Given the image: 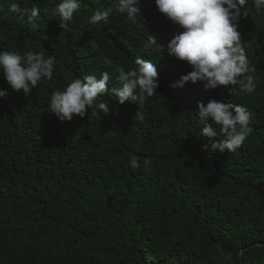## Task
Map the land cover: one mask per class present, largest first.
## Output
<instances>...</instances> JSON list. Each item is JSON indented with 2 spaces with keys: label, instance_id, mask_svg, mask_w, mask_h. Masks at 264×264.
Returning a JSON list of instances; mask_svg holds the SVG:
<instances>
[{
  "label": "trees",
  "instance_id": "trees-1",
  "mask_svg": "<svg viewBox=\"0 0 264 264\" xmlns=\"http://www.w3.org/2000/svg\"><path fill=\"white\" fill-rule=\"evenodd\" d=\"M13 2L0 0V51L45 50L55 65L27 97L0 74V264H264V12L247 5L238 28L257 88L231 97L199 81L171 87L192 69L167 55L180 29L155 0H139L135 23L115 13L102 27L90 17L115 0H83L66 30L52 14L59 0H20L40 9L36 30L8 12ZM149 35L164 52L145 49ZM136 57L158 72L144 120L133 119L137 104L114 95L101 98L107 117L51 113V94L72 79L107 71L118 86L117 67H134ZM210 99L253 113L254 130L234 153L198 136L192 114Z\"/></svg>",
  "mask_w": 264,
  "mask_h": 264
},
{
  "label": "clouds",
  "instance_id": "clouds-1",
  "mask_svg": "<svg viewBox=\"0 0 264 264\" xmlns=\"http://www.w3.org/2000/svg\"><path fill=\"white\" fill-rule=\"evenodd\" d=\"M82 3L83 0H59L52 14L59 18L60 28H68ZM138 4L139 0H115V8L97 9L89 22L102 27V22L107 23L109 16L119 13L126 14L125 17L135 23L140 17ZM249 4L257 13L264 12V0H155L158 11L180 29L168 42L167 55L186 61L192 69L174 82L172 88L199 81L205 89L215 90L224 86L231 97L251 94L256 90V77L253 75L256 69L248 58L238 31L239 21L247 17L246 6ZM21 5L20 0L11 3L8 12L18 14L31 29L40 28V9ZM144 47L165 51L153 35L147 37ZM45 52H26L22 55L18 51H0V74L11 90L22 91L27 97L42 80L53 79L55 57L46 56ZM134 65L127 70L123 66L117 67L118 86H111L112 77L107 71L99 76L72 79L63 90L51 94V113L60 121H71L74 116L84 118L89 109L107 117L112 109L101 98L114 95L119 104L125 101L137 104L133 119L137 122L144 120L145 114L140 107L147 98L157 94L158 72L150 59L136 57ZM5 95L6 90H0V97ZM197 107L198 111L192 116L202 125L198 136L210 140L212 151L234 153L254 130L253 113L243 103L210 99L207 103L198 102ZM221 136L222 139L219 138ZM139 160L133 155L130 167L139 168ZM148 166L149 161L145 160V168Z\"/></svg>",
  "mask_w": 264,
  "mask_h": 264
}]
</instances>
